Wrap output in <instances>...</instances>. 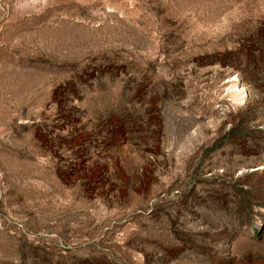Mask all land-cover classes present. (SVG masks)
Here are the masks:
<instances>
[{"label": "rangeland", "instance_id": "1", "mask_svg": "<svg viewBox=\"0 0 264 264\" xmlns=\"http://www.w3.org/2000/svg\"><path fill=\"white\" fill-rule=\"evenodd\" d=\"M0 264H264V0H0Z\"/></svg>", "mask_w": 264, "mask_h": 264}]
</instances>
